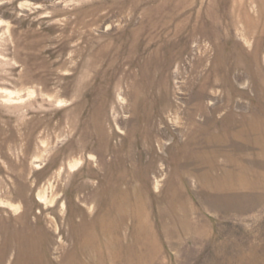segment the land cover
<instances>
[{
    "label": "rangeland",
    "instance_id": "rangeland-1",
    "mask_svg": "<svg viewBox=\"0 0 264 264\" xmlns=\"http://www.w3.org/2000/svg\"><path fill=\"white\" fill-rule=\"evenodd\" d=\"M0 264H264V0H0Z\"/></svg>",
    "mask_w": 264,
    "mask_h": 264
}]
</instances>
